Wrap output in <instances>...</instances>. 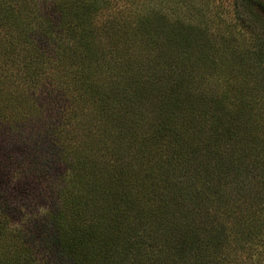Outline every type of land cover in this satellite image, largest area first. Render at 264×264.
<instances>
[{
  "label": "trees",
  "instance_id": "obj_1",
  "mask_svg": "<svg viewBox=\"0 0 264 264\" xmlns=\"http://www.w3.org/2000/svg\"><path fill=\"white\" fill-rule=\"evenodd\" d=\"M114 3L119 10L109 11L105 19ZM234 3L249 7L264 21V0ZM133 5L140 10L138 17H144L152 4L43 0L37 8L40 28H22L24 36L33 30L29 41L42 56L54 55L62 65L82 66L70 71L75 78L71 94L83 90L86 96L77 113H68L74 108L65 95L69 79L64 73L69 67H58L66 80L35 98L38 119L24 125L26 132L21 127L19 134L0 135L18 167L26 176L34 174L33 181L26 176L19 179L8 194L24 184L22 191L32 192L34 183H45L51 198L47 211L22 218L0 192V264H264V142L258 139H264L260 135L264 134L263 101L261 107L248 92L247 98L220 99L209 112L210 105H199L203 118L197 120V127L202 130L213 121L210 138L184 129L185 122L196 127V117L182 107L173 111V117L185 119L164 117L161 99L167 94L157 96L159 106L153 108L157 115L148 124L143 107L153 106L154 100L144 96L147 86L109 77L103 87L88 79L93 74L89 66L75 60L102 39L98 24L104 22V29L117 33L135 23ZM8 9L2 4L0 10L5 14ZM152 9L163 13L158 5ZM250 21L242 16L239 23L252 30ZM151 23L148 20L143 27ZM66 32L68 36H61ZM256 35L264 49L263 33ZM113 41L117 45L120 39ZM71 46L79 47L82 55L76 51L71 57L66 51ZM169 85L171 89L164 85L153 90H164L192 110L189 89L179 82ZM123 88L134 92L118 93ZM225 106L228 111L221 115ZM76 117L79 124H92L93 141L84 139L81 130L76 131V139L67 138V126ZM237 120H244L243 135L238 129L232 132ZM240 136L256 144L231 148L241 142ZM85 142L92 143L90 153Z\"/></svg>",
  "mask_w": 264,
  "mask_h": 264
},
{
  "label": "rangeland",
  "instance_id": "obj_2",
  "mask_svg": "<svg viewBox=\"0 0 264 264\" xmlns=\"http://www.w3.org/2000/svg\"><path fill=\"white\" fill-rule=\"evenodd\" d=\"M234 1L147 0L152 5L149 6L150 9L143 15L144 17H138L137 13L140 10L133 5L136 12L135 23L127 25L120 32L115 33L109 27L104 29V22L98 24L103 37L87 48L92 51L86 50V55L81 56L79 47L71 46L72 48L66 51H69L70 56L74 58L76 51L80 54L81 57L76 56L75 60L83 62L85 67L89 66L87 67L89 72H93L92 77L88 78L91 82L96 81L106 87L111 77L125 79L131 83V86H135L136 82L143 84L142 88L147 86L144 96L149 95L154 100L153 106L143 107L148 124L153 123V117L157 115L153 109L159 106L160 98L157 96L167 94V98L161 99L165 118L175 121L185 119V117H173V111L182 107L188 116L192 112L196 117V127L184 121V129L189 133H201L202 136L212 138L209 130L213 131V121L202 130L197 127V120L203 118L199 105H210L209 112L214 105L220 104L218 103L220 99L226 101L241 95L247 98L248 92L254 95L256 100L259 99L261 107L262 101L264 103V49L259 48L262 39H258L259 36L256 35L261 33L264 35V21L260 14L257 16L254 10L240 6ZM40 3H43V0H0V9L2 4L9 7V12L6 10L5 14L0 10V135L5 132L19 134L21 127L25 131L27 127L24 128V125L39 117L35 98L40 96L45 88L61 85L66 80L65 76L69 79L64 84L68 88L64 87L68 91L65 95L74 107L68 113L71 114V110H75L74 114L77 113L82 96H86L83 90L82 92L74 90L71 94V90L75 87L73 83L75 78L70 71L82 66L62 65L54 55L42 56L38 47L33 46L34 43L29 41V33L33 30H28L27 36H24L26 31L23 32L22 28L25 30L40 28L37 21V8ZM118 5L114 3L112 9L107 10L105 19L108 18L109 11H114ZM154 5L162 9V15L152 9ZM242 16L251 20L252 30H245L246 28L240 24ZM145 17L148 18L143 19ZM148 20H152V23L143 27ZM136 26L143 29L137 30ZM147 31L150 33L148 34ZM61 36H68V33ZM114 38L120 39L117 45L114 43L115 40L113 41ZM70 44L72 45L71 42ZM58 67H69L64 77L59 75L61 71ZM170 82H179L189 89L190 103L194 107L192 110H187L182 101L177 104L176 99L170 98L169 93L164 90L158 91L159 93L153 90L164 85L171 89ZM80 87L83 89V84H80ZM130 91L134 92L132 89L128 91L127 88H123L118 90V93L128 92L129 96ZM211 98L215 102H211ZM249 98L252 101L251 96L248 95ZM134 101L138 103V100ZM227 104L229 103L225 102V105ZM227 111L228 106H225L221 115H225ZM78 121L79 118L76 117L68 124L67 138L76 139L75 135L81 130L79 133L84 139L93 141V137L89 135L92 124L85 122L86 124L83 125L77 123ZM164 122L168 123V121ZM235 123L237 127H234L232 132L238 129V133L240 131L243 135L244 120H237ZM71 127H75V130L73 131ZM114 136L115 141H119L118 136L116 134ZM246 138L240 136L241 142H234L230 147L241 149L256 144ZM258 139L264 142L263 138ZM85 144L89 146L87 153H90L92 143L85 142ZM11 157L0 139V192L8 196L11 205L23 215L22 218L41 215L48 210L51 202L45 183H34L32 192L28 189L26 192L22 191L26 186L24 184L22 189L8 194L11 187L17 185L19 179L24 180L28 175ZM100 162L104 163L103 160ZM26 177L27 180L33 181L34 174ZM27 184L28 187L31 186L30 183ZM20 220L17 219V224L21 223ZM10 227L12 228L11 223Z\"/></svg>",
  "mask_w": 264,
  "mask_h": 264
}]
</instances>
